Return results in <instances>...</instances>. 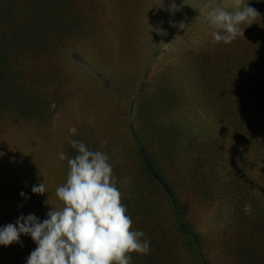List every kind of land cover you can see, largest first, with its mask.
Instances as JSON below:
<instances>
[{
	"label": "rangeland",
	"instance_id": "374dc122",
	"mask_svg": "<svg viewBox=\"0 0 264 264\" xmlns=\"http://www.w3.org/2000/svg\"><path fill=\"white\" fill-rule=\"evenodd\" d=\"M222 2L0 0V228L60 206L78 140L150 241L132 264H264V0L228 45L206 19ZM35 248L21 235L0 264Z\"/></svg>",
	"mask_w": 264,
	"mask_h": 264
},
{
	"label": "clouds",
	"instance_id": "9594fccd",
	"mask_svg": "<svg viewBox=\"0 0 264 264\" xmlns=\"http://www.w3.org/2000/svg\"><path fill=\"white\" fill-rule=\"evenodd\" d=\"M205 7L216 44L228 45L244 37L243 25H252L260 17L246 0H223ZM172 10H179L174 3ZM69 131L76 134L77 130L73 127ZM70 143L78 154L72 158L59 154L69 167L65 183L55 190L60 206L51 205L43 221L29 214L0 228V245L7 247L20 243L21 235L30 236L36 248L27 264H132L130 254H149L150 241L143 239V231L133 229L109 156L89 149L82 141ZM32 192L46 194L44 181L34 185ZM20 195L27 198L23 192ZM244 211L250 215L251 205L246 203Z\"/></svg>",
	"mask_w": 264,
	"mask_h": 264
},
{
	"label": "trees",
	"instance_id": "16d2710c",
	"mask_svg": "<svg viewBox=\"0 0 264 264\" xmlns=\"http://www.w3.org/2000/svg\"><path fill=\"white\" fill-rule=\"evenodd\" d=\"M143 161H144V164H145V167H146V170L148 171V173H149L150 175H152L154 178L158 179L159 182H161L162 184H164L163 181H161V180L158 178L157 173H156V171H155V169H154L152 163L149 161L148 157H147L146 154H144V153H143ZM165 187H166V186H165ZM166 188H167V187H166ZM167 192L170 194V191H169V190H167Z\"/></svg>",
	"mask_w": 264,
	"mask_h": 264
}]
</instances>
